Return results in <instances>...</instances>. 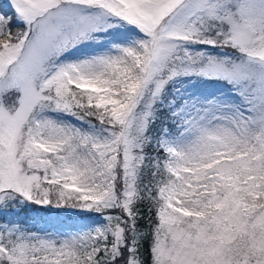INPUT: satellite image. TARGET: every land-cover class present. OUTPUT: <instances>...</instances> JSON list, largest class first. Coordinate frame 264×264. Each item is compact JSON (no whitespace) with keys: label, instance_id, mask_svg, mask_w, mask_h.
Here are the masks:
<instances>
[{"label":"snow or ice","instance_id":"6c2138e0","mask_svg":"<svg viewBox=\"0 0 264 264\" xmlns=\"http://www.w3.org/2000/svg\"><path fill=\"white\" fill-rule=\"evenodd\" d=\"M8 5L0 264H264V0ZM29 205L102 223L4 218Z\"/></svg>","mask_w":264,"mask_h":264},{"label":"rangeland","instance_id":"374dc122","mask_svg":"<svg viewBox=\"0 0 264 264\" xmlns=\"http://www.w3.org/2000/svg\"><path fill=\"white\" fill-rule=\"evenodd\" d=\"M7 6L8 5V0H3ZM0 14H3V12H0ZM13 31H15L13 29ZM125 31V30H121ZM94 49L88 48V49H83L82 51L84 52H90L93 51ZM209 84H196L194 87L197 89H202V88H207L209 91H214L218 85H211L210 87H205L208 86ZM63 209V208H61ZM63 215L58 216L57 214L53 212H47V211H38V212H32L30 213V217L32 219L24 218V216H20V214H8L5 213V219L6 220H13V219H19L23 222H28L30 225L28 227H32L33 229L37 230H59V231H83L87 230L90 227H94L99 223H102V219L100 216L94 215V216H81L77 214L73 209H68L63 210L62 212Z\"/></svg>","mask_w":264,"mask_h":264},{"label":"trees","instance_id":"16d2710c","mask_svg":"<svg viewBox=\"0 0 264 264\" xmlns=\"http://www.w3.org/2000/svg\"><path fill=\"white\" fill-rule=\"evenodd\" d=\"M0 12L6 13L8 12L9 14H11L10 8L7 6V4L3 1L0 0ZM13 29L16 31V27H13ZM205 87H209V86H205ZM63 210H66V208H54V207H41L38 205H29L24 207L20 212V216H24V218H28V219H32V217H30V213L32 212H38V211H47V212H53L55 214H57L58 216L63 215L62 212ZM74 210V209H73ZM77 214L81 215V216H94L98 214L96 213H92V212H83V211H79V210H74ZM26 223V222H25ZM30 225L28 222L26 223V226Z\"/></svg>","mask_w":264,"mask_h":264}]
</instances>
